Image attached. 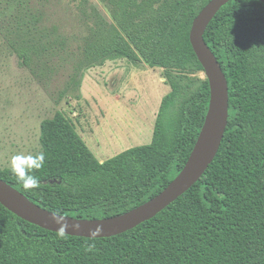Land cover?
I'll return each instance as SVG.
<instances>
[{"label": "trees", "instance_id": "16d2710c", "mask_svg": "<svg viewBox=\"0 0 264 264\" xmlns=\"http://www.w3.org/2000/svg\"><path fill=\"white\" fill-rule=\"evenodd\" d=\"M99 1L109 19L82 0L83 33L71 48L48 17L54 0H0V30L20 67L43 80L58 71L53 57L68 62V49L61 95L79 88L84 70L116 59L160 69L169 87L148 144L98 161L57 111L39 125V187L26 190L0 168V179L33 203L84 219L124 213L166 187L187 161L209 101L189 31L210 0ZM203 38L227 79L228 120L202 176L152 218L105 238H61L0 204V264H264V4L230 0Z\"/></svg>", "mask_w": 264, "mask_h": 264}, {"label": "rangeland", "instance_id": "374dc122", "mask_svg": "<svg viewBox=\"0 0 264 264\" xmlns=\"http://www.w3.org/2000/svg\"><path fill=\"white\" fill-rule=\"evenodd\" d=\"M85 1L109 19L99 0ZM81 2L54 0L48 13L50 22L71 39V48L83 33ZM67 50L63 56L68 62L53 57L49 64L58 71L40 80L18 65L0 30V168H10L16 153H36L40 122L57 111L71 121L98 161L150 142L158 106L169 90L161 70L126 59L107 60L84 70L79 88L61 95L71 72Z\"/></svg>", "mask_w": 264, "mask_h": 264}, {"label": "water", "instance_id": "95a60500", "mask_svg": "<svg viewBox=\"0 0 264 264\" xmlns=\"http://www.w3.org/2000/svg\"><path fill=\"white\" fill-rule=\"evenodd\" d=\"M230 0H210L195 16L189 31V42L200 62L209 84V101L203 124L196 141L182 169L154 197L142 204L115 216L98 219H84L65 216L49 211L0 179V204L21 218L42 229L65 235L84 238H105L130 230L163 210L205 172L213 161L221 144L228 120V83L216 57L203 38L204 31L218 10ZM264 4V0H258ZM61 218L62 224L53 220V215ZM100 227L93 237L91 230Z\"/></svg>", "mask_w": 264, "mask_h": 264}, {"label": "clouds", "instance_id": "9594fccd", "mask_svg": "<svg viewBox=\"0 0 264 264\" xmlns=\"http://www.w3.org/2000/svg\"><path fill=\"white\" fill-rule=\"evenodd\" d=\"M45 153L40 151L36 154H23L16 153L10 157L9 165L12 174L16 177L17 181L25 188L36 189L39 187L40 181L37 177L32 174L33 170L41 169L45 164ZM53 220L57 224H62L61 218H58L55 214L53 215ZM101 228L98 226L91 230V235L95 237ZM57 235L61 238L64 237V231L60 230Z\"/></svg>", "mask_w": 264, "mask_h": 264}]
</instances>
